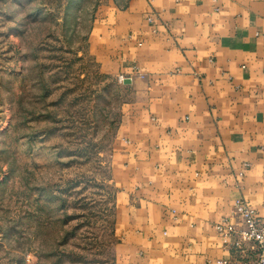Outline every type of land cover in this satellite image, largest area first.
<instances>
[{
  "label": "crops",
  "instance_id": "obj_1",
  "mask_svg": "<svg viewBox=\"0 0 264 264\" xmlns=\"http://www.w3.org/2000/svg\"><path fill=\"white\" fill-rule=\"evenodd\" d=\"M86 45L131 91L110 150L112 264L233 259L214 224L236 198L264 216V0H99Z\"/></svg>",
  "mask_w": 264,
  "mask_h": 264
},
{
  "label": "rangeland",
  "instance_id": "obj_2",
  "mask_svg": "<svg viewBox=\"0 0 264 264\" xmlns=\"http://www.w3.org/2000/svg\"><path fill=\"white\" fill-rule=\"evenodd\" d=\"M99 0H0V264H112L110 150L131 97L86 37Z\"/></svg>",
  "mask_w": 264,
  "mask_h": 264
},
{
  "label": "built area",
  "instance_id": "obj_3",
  "mask_svg": "<svg viewBox=\"0 0 264 264\" xmlns=\"http://www.w3.org/2000/svg\"><path fill=\"white\" fill-rule=\"evenodd\" d=\"M248 163H244L243 168ZM243 171L239 172L242 175ZM223 244H229L237 255L233 259H218L217 264H264V216L246 200L234 199L230 214L213 226ZM233 236L234 240L228 239ZM255 250V256L247 254L246 246Z\"/></svg>",
  "mask_w": 264,
  "mask_h": 264
},
{
  "label": "water",
  "instance_id": "obj_4",
  "mask_svg": "<svg viewBox=\"0 0 264 264\" xmlns=\"http://www.w3.org/2000/svg\"><path fill=\"white\" fill-rule=\"evenodd\" d=\"M125 82H128V81H125Z\"/></svg>",
  "mask_w": 264,
  "mask_h": 264
}]
</instances>
